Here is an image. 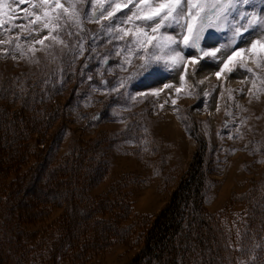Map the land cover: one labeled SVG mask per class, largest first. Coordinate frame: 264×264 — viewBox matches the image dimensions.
<instances>
[{
  "label": "rangeland",
  "instance_id": "1",
  "mask_svg": "<svg viewBox=\"0 0 264 264\" xmlns=\"http://www.w3.org/2000/svg\"><path fill=\"white\" fill-rule=\"evenodd\" d=\"M83 27L99 57L114 53L118 42L108 44L98 24ZM68 30L69 48L37 51L38 63L0 45V264H264V70L236 66L218 80L217 61L205 58L177 95L165 85L179 87L181 70L161 66L129 87L133 101L107 94L133 67L121 71L109 57L105 83L96 73L89 81L83 65L94 69L98 58L77 57L80 38ZM230 37L209 29L201 46L223 48ZM69 70L80 79H65ZM174 199L177 232L134 263Z\"/></svg>",
  "mask_w": 264,
  "mask_h": 264
},
{
  "label": "snow or ice",
  "instance_id": "2",
  "mask_svg": "<svg viewBox=\"0 0 264 264\" xmlns=\"http://www.w3.org/2000/svg\"><path fill=\"white\" fill-rule=\"evenodd\" d=\"M26 3L30 7H18ZM85 5L90 6V13L85 11ZM85 20L100 26L108 44L118 42L114 53L98 56L97 37L93 36L89 44L88 37L82 35L86 31L83 27ZM70 27L80 38L75 45L76 56L82 58L86 51H90L92 55L88 59L98 58L94 69L87 62L83 65L88 70L89 81L96 73L100 76V83H105L102 65L108 64L109 57L119 58L121 71L126 65L133 67L134 71L128 76H120L107 94L116 92L121 97L131 96L128 89L132 84L142 83L155 69L163 66L173 72L181 70L179 87L170 83L165 85L179 95L186 86L189 66L195 75L196 66L205 58L217 61L218 71L214 74L218 80L233 72L236 66L250 73L253 69L248 67L249 64L264 70V6L257 11L254 0H71L67 7L61 0H38L35 3L32 0H0V36L4 37L0 39V45H13V53H19L20 58L27 57L29 63L39 62L34 59L37 51L48 55V50L54 46L61 50L69 48L62 34L72 36L73 32L68 30ZM16 29L19 31L12 35ZM209 29L222 35L230 32L229 45L212 50L203 48L201 44ZM45 30L47 34L41 37L40 33ZM22 37L31 39L21 42ZM46 41L49 42L47 45ZM36 45L41 47L38 49ZM189 49L194 50L191 58L185 55V50ZM218 54H221L219 60ZM12 58L16 59V55L13 54ZM134 58L138 64L133 63ZM114 72L112 67L107 69V75ZM260 84L264 85V78H260ZM256 87L253 81L252 89ZM96 90L94 87L93 91ZM161 90L150 95L159 96ZM131 99L135 101L137 98L131 96ZM228 138L233 137L229 135ZM229 264L248 262L232 260Z\"/></svg>",
  "mask_w": 264,
  "mask_h": 264
},
{
  "label": "trees",
  "instance_id": "3",
  "mask_svg": "<svg viewBox=\"0 0 264 264\" xmlns=\"http://www.w3.org/2000/svg\"><path fill=\"white\" fill-rule=\"evenodd\" d=\"M69 56H71V55L69 54ZM69 72H71V74ZM69 72L64 71V77L66 76L65 79L73 78L74 80L77 79V81L80 79L79 78V71L77 74H75V76L77 78L73 77V75H74L73 71L69 70ZM64 85H65V82H64V80H62L60 82L59 87H57V90H54V93L60 92L62 89H64ZM198 186H199V183H198ZM178 201H179L178 199H174V201H173L174 204H171L169 207H167V209L165 208L166 210L164 209L162 211L159 218H156V220L153 223L152 231L150 232L149 237L145 241V243H146L145 247L146 248H144V250H142V251H139L138 255L136 257H134V259H133L134 263H136V261L144 258L145 257L144 255H146V252H147V254H149V256L150 255L152 256V250H151L152 245H155L156 243L159 244L163 241V239H166L169 231H171L173 229L171 235L175 234L177 232L176 230H174V228H176V227L179 228V224H177V222H176V219L178 218V212L180 209V204H178ZM145 262H147V261H145ZM145 262L143 260L141 262V264H143ZM148 262L150 263L151 259H149Z\"/></svg>",
  "mask_w": 264,
  "mask_h": 264
},
{
  "label": "bare ground",
  "instance_id": "4",
  "mask_svg": "<svg viewBox=\"0 0 264 264\" xmlns=\"http://www.w3.org/2000/svg\"><path fill=\"white\" fill-rule=\"evenodd\" d=\"M35 131L37 130V128L36 127H32ZM22 142H24V145H29V141H22ZM44 145V144H43ZM28 147V146H27ZM11 197V196H10ZM12 198V197H11ZM32 209V208H31ZM35 212V210H30V213L31 214H33ZM138 255V254H137ZM137 255H135V257L137 256Z\"/></svg>",
  "mask_w": 264,
  "mask_h": 264
}]
</instances>
